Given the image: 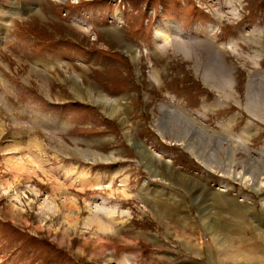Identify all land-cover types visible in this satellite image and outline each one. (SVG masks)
Wrapping results in <instances>:
<instances>
[{
    "label": "rangeland",
    "instance_id": "374dc122",
    "mask_svg": "<svg viewBox=\"0 0 264 264\" xmlns=\"http://www.w3.org/2000/svg\"><path fill=\"white\" fill-rule=\"evenodd\" d=\"M256 81L264 0H0V264H264Z\"/></svg>",
    "mask_w": 264,
    "mask_h": 264
},
{
    "label": "bare ground",
    "instance_id": "6f19581e",
    "mask_svg": "<svg viewBox=\"0 0 264 264\" xmlns=\"http://www.w3.org/2000/svg\"><path fill=\"white\" fill-rule=\"evenodd\" d=\"M176 27L171 23V21L170 20H167V19H164L161 23H159V24H157V27H156V29H155V35H156V37H159V38H163L164 37V34H166V35H174V33H176ZM172 36H170V37H165L166 38V40H165V42H170V40L172 39ZM174 39H173V41L174 42H172L173 44H175V47H178V48H180L182 51H187V48H186V44H185V41H183V40H181V39H179V38H177V35H174ZM174 46V45H173ZM159 48V47H161V45L160 44H158L155 48ZM157 48V49H158ZM40 70V69H39ZM37 68H34V67H31L30 68V70H29V72L30 73H32V74H36V75H42L40 72L41 71H39ZM204 74L206 75V76H210L212 73H211V66L209 65L208 66V68L204 71ZM210 77H212V75L210 76ZM214 79V78H213ZM216 81V80H215ZM219 78H218V80L216 81V83L217 84H219ZM222 82V81H221ZM253 85H252V87H250V93H249V101H248V106L252 109H254L255 108V105H254V100H255V97H253V96H257V97H261V103H260V105L262 104V107L264 108V89H263V87H262V85L261 84H259V82L258 81H256V82H254V83H252ZM227 85V84H226ZM253 91V92H252ZM255 92V94L252 96V93H254ZM106 102H109V101H107V100H105ZM112 104V103H111ZM258 105V104H257ZM256 107H258V106H256ZM113 108V107H112ZM162 123L165 125L166 123H167V125H170L169 124V120L170 119H172V118H175L176 119V122H178V126H179V131L180 132H184L186 135H191V137L189 138L190 140H189V146H190V148H194L197 144L196 143H199V140L201 139V140H203L204 142L206 141V137L207 136H205V134L203 133V131H202V128L201 127H196V126H192V125H189V124H187L186 123V120L185 119H183L178 113H176V111H173V110H171V109H169L168 107H165V108H163V110H162ZM168 127V126H167ZM217 139V138H216ZM217 141V140H216ZM200 143H203V142H200ZM206 143V142H205ZM196 144V145H195ZM206 145V144H205ZM203 147V146H202ZM205 148V147H204ZM203 150V149H202ZM213 150V149H212ZM196 151V150H195ZM198 151V150H197ZM204 151V150H203ZM217 154V153H216ZM13 158L14 157H12V158H9V159H11V162L14 164V166H13V168H16L17 170H21L22 168V165L21 164H19V162H15L14 160H13ZM214 158H216L215 157V154L214 153H212V154H210L209 155V158H208V160H213ZM217 159V158H216ZM209 162H211V161H209ZM212 163V162H211ZM253 163V165H255V167H257V165L254 163V162H252ZM21 165V166H19V165ZM254 168V167H253ZM252 170V169H251ZM96 214V213H95ZM206 217V216H205ZM93 219H94V217H93ZM91 221V220H90ZM95 221V220H94ZM98 221V220H97ZM226 237H228V236H226V235H224L222 238H221V233H220V230H217V232H215V234H214V236H213V239H214V243H216V245H217V252H218V254H220V255H228V256H239V255H241V257L243 258L244 256H242V254H244V251H242V249L240 250V248H236V249H234V248H232L231 246L229 247V250L231 251V253H229L228 252V249L226 248V243H225V241H227V238ZM254 251V250H253ZM253 251H252V248L251 249H247V252H245V253H253ZM219 255V256H220ZM256 256V255H255ZM255 256H253L252 258H255ZM224 257V256H223ZM246 257H247V254H246ZM257 257V256H256ZM231 258H233V257H231ZM251 258V259H252ZM259 259H261V258H259ZM253 260V259H252ZM259 261V260H258ZM260 262L262 263V260H260Z\"/></svg>",
    "mask_w": 264,
    "mask_h": 264
}]
</instances>
